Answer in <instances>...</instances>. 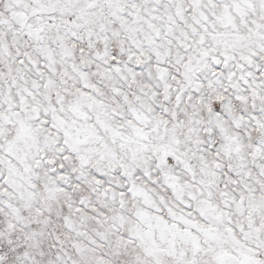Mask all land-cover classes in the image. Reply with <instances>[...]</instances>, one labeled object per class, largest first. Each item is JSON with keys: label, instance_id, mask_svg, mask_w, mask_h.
Returning a JSON list of instances; mask_svg holds the SVG:
<instances>
[{"label": "snow or ice", "instance_id": "obj_1", "mask_svg": "<svg viewBox=\"0 0 264 264\" xmlns=\"http://www.w3.org/2000/svg\"><path fill=\"white\" fill-rule=\"evenodd\" d=\"M0 264H264V0H0Z\"/></svg>", "mask_w": 264, "mask_h": 264}]
</instances>
